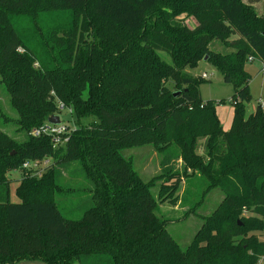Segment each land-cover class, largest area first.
Returning <instances> with one entry per match:
<instances>
[{"label":"trees","instance_id":"1","mask_svg":"<svg viewBox=\"0 0 264 264\" xmlns=\"http://www.w3.org/2000/svg\"><path fill=\"white\" fill-rule=\"evenodd\" d=\"M253 1L0 0L1 83L23 136L0 129V264L258 263L264 110L259 103L247 115L246 63L249 57L264 62V16ZM214 39L234 51H212ZM206 56L235 89L228 130L217 114L220 102L201 99L205 80L185 71ZM59 103L72 110L76 129L54 148L50 137L29 133L60 115ZM145 145L181 159L185 179L198 173L209 183L206 192L225 194L186 248L157 215L159 202H175L183 176L172 170L144 181L123 155ZM45 156L55 162L41 176L22 168ZM73 162L93 183V205L79 219L65 217L57 200L68 191L58 183L57 166ZM14 170L22 175L18 202L8 176Z\"/></svg>","mask_w":264,"mask_h":264},{"label":"rangeland","instance_id":"2","mask_svg":"<svg viewBox=\"0 0 264 264\" xmlns=\"http://www.w3.org/2000/svg\"><path fill=\"white\" fill-rule=\"evenodd\" d=\"M51 22L50 19H47ZM185 23L190 27L195 28L197 21L192 17L185 18ZM214 52L221 54H229L234 51L233 48L227 46L223 41L214 39L209 45ZM23 52V49H19ZM162 58L172 63L171 57L168 53L159 51ZM264 62L259 59L254 61L248 60L246 63V70L251 74L250 92L252 98L246 106L247 115L254 112L261 100H264ZM185 71L194 76L200 77L205 82L200 85V96L203 102L213 100L220 102L217 107V114L220 118L223 127L230 129L234 106L232 103V96L235 93L233 84L225 81L221 71L211 62L202 60L198 66L191 69L186 67ZM206 72L209 75L208 79L202 77V73ZM172 90L175 89L170 84ZM264 110V108H262ZM61 120L65 123H75V115L71 114L69 109H63L60 113ZM18 113L12 107L10 95L6 91L4 85L1 83L0 77V129L8 133L12 137L23 139L20 134L19 126L17 124ZM76 125V124H75ZM30 134V133H29ZM205 142L203 139L200 143L199 152L205 153ZM123 155L131 159L133 166L141 175L144 181H150L153 177L171 173L179 172L183 178L178 190L175 193V202L170 200L161 201L158 204L157 215L164 219L167 224V230L170 235L178 242L182 248L190 245L197 232L202 228L204 219L212 215V213L219 208L223 199L224 192L219 188L208 189V181L205 178H199L198 173H194L190 179H185L183 173V163L181 159H175L170 153L161 155L151 145L140 147L127 148L123 151ZM53 159V163H54ZM52 163V164H53ZM167 163L165 166L164 164ZM51 167V166H50ZM50 167L47 169L49 170ZM59 171L58 183L68 190L64 196H59L58 206L63 215L70 219H79L82 217L85 210L93 205V183L86 178L81 165L78 162H73L68 165L57 166ZM47 170L45 172H47ZM191 172L188 170V173ZM14 180H20L22 175L19 170H14L8 174ZM14 181L11 185V197L13 202H18L19 199L15 194L16 184ZM162 181H160L152 192L157 196L160 192ZM70 189V190H69ZM207 193L204 195V193ZM241 224H243L241 222ZM259 238L264 241V231L255 232ZM261 258V257H260ZM260 260V259H259ZM256 264H264V261ZM17 264H45L39 260H24ZM78 264V263H76Z\"/></svg>","mask_w":264,"mask_h":264},{"label":"built area","instance_id":"3","mask_svg":"<svg viewBox=\"0 0 264 264\" xmlns=\"http://www.w3.org/2000/svg\"><path fill=\"white\" fill-rule=\"evenodd\" d=\"M250 61H254V57H249ZM262 71H264V67L262 68ZM202 77L204 79H208L209 75L206 72L202 73ZM260 105L262 108H264V100L260 101ZM59 107L63 110L64 104L59 103ZM68 109V108H67ZM71 114H73L72 110L69 109ZM76 125L73 122L72 123H65L61 120V123L59 124H52L46 122L45 124H42L38 127H35L31 130L30 134L34 137H40V136H47L50 137L54 148H59L61 146L66 145L67 142H69L72 133L75 131ZM53 163V157L45 156L42 159H34V160H28L23 164V169L27 172H30L32 175L41 176ZM45 170V171H44ZM260 263L264 261V256L260 258Z\"/></svg>","mask_w":264,"mask_h":264},{"label":"crops","instance_id":"4","mask_svg":"<svg viewBox=\"0 0 264 264\" xmlns=\"http://www.w3.org/2000/svg\"><path fill=\"white\" fill-rule=\"evenodd\" d=\"M244 2H246V3H250L252 0H243ZM252 5L255 7V9H256V11L260 14V15H262V16H264V0H255V1H253L252 2ZM262 70V69H261ZM232 123V122H231ZM14 181H16V180H14ZM19 184L17 183L16 184V188H17V186H18ZM12 198V197H11Z\"/></svg>","mask_w":264,"mask_h":264},{"label":"water","instance_id":"5","mask_svg":"<svg viewBox=\"0 0 264 264\" xmlns=\"http://www.w3.org/2000/svg\"><path fill=\"white\" fill-rule=\"evenodd\" d=\"M207 59H208V56L205 57V60H207ZM178 93H176V94H178ZM48 121H49V123H52V124H59V123H61V116L59 114H54L49 118Z\"/></svg>","mask_w":264,"mask_h":264}]
</instances>
